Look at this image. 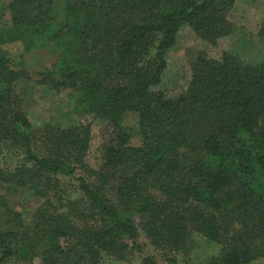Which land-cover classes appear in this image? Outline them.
<instances>
[{"label": "trees", "instance_id": "trees-1", "mask_svg": "<svg viewBox=\"0 0 264 264\" xmlns=\"http://www.w3.org/2000/svg\"><path fill=\"white\" fill-rule=\"evenodd\" d=\"M235 1L63 0L58 19L55 0H0V264L125 260L139 250L138 229L162 253L191 252L190 264L264 255V51L257 64L202 51L182 91L153 90L179 29L216 46L234 32ZM12 42L14 58L2 47ZM46 47L57 60L33 78L24 55ZM30 83L76 94L102 134L95 164L91 125L74 112L32 125L23 109ZM125 113L137 116L138 145ZM9 190L38 201L28 222ZM194 235L220 248L204 251Z\"/></svg>", "mask_w": 264, "mask_h": 264}, {"label": "rangeland", "instance_id": "rangeland-1", "mask_svg": "<svg viewBox=\"0 0 264 264\" xmlns=\"http://www.w3.org/2000/svg\"><path fill=\"white\" fill-rule=\"evenodd\" d=\"M62 2L63 0H55L54 3V12L58 19L63 16ZM263 16L264 0H236L228 14L229 20L234 25V32L220 39L216 46H210L199 39L188 26L181 27L177 33L176 44L166 54L167 66L162 74L161 82L158 86L153 87V90H161L169 96L182 91L186 86L189 75L188 63L202 51H207L209 55L215 56L220 50L229 49L235 52L243 63H259L264 51V40L258 35V28ZM2 24H10L6 14ZM2 47L12 58L21 52L20 45L17 42L7 43ZM56 60L57 53L50 47L35 49L24 55L25 66L33 78H36L37 74L45 68L51 67ZM75 95L74 92L68 89L53 91L45 86L30 83L24 92L23 109L35 128L49 119L59 118L69 112H74L81 121L89 123L92 139L88 158L90 163L95 164L100 156L102 134L98 126L92 122L91 116L82 112L81 106L75 100ZM122 125L129 134V143L138 145L140 137L136 114L125 113L122 118ZM63 182L66 193H75V178L65 177ZM6 198L14 209L23 214L25 221L28 222L30 212L38 201L33 200L27 192L14 190L7 191ZM135 221L137 223V218ZM138 231L136 243L139 250L136 246H132L125 260H117L110 255L102 254L101 264H141V259L145 256L152 257L156 264H171L167 260L170 255L176 257L175 264H190L189 255L191 252L162 253L150 245L140 229ZM193 238L194 241H199L204 251L214 252L220 248V245H209L203 242L196 235ZM35 264H38L37 261ZM250 264H264V255L255 257Z\"/></svg>", "mask_w": 264, "mask_h": 264}]
</instances>
